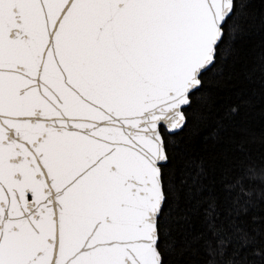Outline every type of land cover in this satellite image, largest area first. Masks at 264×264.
Here are the masks:
<instances>
[{"label": "snow or ice", "instance_id": "snow-or-ice-1", "mask_svg": "<svg viewBox=\"0 0 264 264\" xmlns=\"http://www.w3.org/2000/svg\"><path fill=\"white\" fill-rule=\"evenodd\" d=\"M257 132L264 0H0V264H264Z\"/></svg>", "mask_w": 264, "mask_h": 264}, {"label": "trees", "instance_id": "trees-1", "mask_svg": "<svg viewBox=\"0 0 264 264\" xmlns=\"http://www.w3.org/2000/svg\"><path fill=\"white\" fill-rule=\"evenodd\" d=\"M261 114L259 112L255 115V121H254V128H259L261 124ZM255 148L256 151L253 152L252 158L249 161H246L243 165H241L240 168L237 169L235 173H233V177L239 174H242L243 168L245 167H257L259 168L261 166V155L264 153V149H261V136L260 133H256V142H255ZM232 178V177H230ZM261 181L259 179L256 180V183L259 184Z\"/></svg>", "mask_w": 264, "mask_h": 264}]
</instances>
